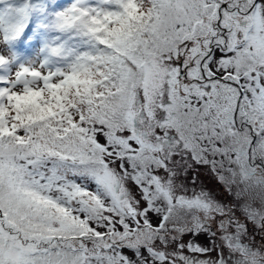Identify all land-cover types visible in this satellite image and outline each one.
Masks as SVG:
<instances>
[{
	"label": "rangeland",
	"instance_id": "374dc122",
	"mask_svg": "<svg viewBox=\"0 0 264 264\" xmlns=\"http://www.w3.org/2000/svg\"><path fill=\"white\" fill-rule=\"evenodd\" d=\"M263 124L264 0H0V264H245Z\"/></svg>",
	"mask_w": 264,
	"mask_h": 264
},
{
	"label": "trees",
	"instance_id": "16d2710c",
	"mask_svg": "<svg viewBox=\"0 0 264 264\" xmlns=\"http://www.w3.org/2000/svg\"><path fill=\"white\" fill-rule=\"evenodd\" d=\"M43 26H44L45 30L48 31L49 30V27L48 26H50V24L47 21V22H45L43 24ZM28 33L29 32H27L26 34L19 35L16 39L13 40L12 44H15L17 46V49H20L21 48L20 47L21 44L25 40V37L26 36H29ZM52 43L55 44V41L53 40ZM22 47H24V46H22ZM52 58H53V55H52ZM241 99H242V95H239V101ZM262 126L264 128V124ZM246 137H247V134L241 135L239 137V138H242V139H240V142H246ZM261 139L264 140V135H263V137H261ZM250 143L251 142H249V144ZM246 150H248V152H250V153H255V151L249 145L247 146ZM244 160L246 161L247 159L244 158ZM260 163H261V161H260ZM259 173H262L264 175V168H263V164L262 163H261V170H259ZM260 179H263V180H261L262 182L264 181V178H260ZM256 239H259V238L256 237ZM262 241H264V239ZM248 242H251V243L250 244H247ZM252 243H253V241H251V240L247 241L246 244L241 243V246H240V248H241L240 254H242L241 255V258H240V255H239V259H240L241 263L244 262L245 264H247V263H252V264L260 263V264H264V259H263L264 252L261 251V253H258L256 250L249 248V247L253 246ZM247 248H249V249H247ZM116 257L117 258H114L115 259L114 264H129V262H127V259L126 258H125L124 261H122V260H119L117 254H116ZM94 259H96V258H94ZM111 260H112L111 259V256H109V254L106 256L105 253H103V254H101L100 256L97 257V261H98L99 264H110V261Z\"/></svg>",
	"mask_w": 264,
	"mask_h": 264
},
{
	"label": "water",
	"instance_id": "95a60500",
	"mask_svg": "<svg viewBox=\"0 0 264 264\" xmlns=\"http://www.w3.org/2000/svg\"><path fill=\"white\" fill-rule=\"evenodd\" d=\"M180 66H181V64H180Z\"/></svg>",
	"mask_w": 264,
	"mask_h": 264
},
{
	"label": "flooded vegetation",
	"instance_id": "af4514ba",
	"mask_svg": "<svg viewBox=\"0 0 264 264\" xmlns=\"http://www.w3.org/2000/svg\"><path fill=\"white\" fill-rule=\"evenodd\" d=\"M191 262V261H190Z\"/></svg>",
	"mask_w": 264,
	"mask_h": 264
}]
</instances>
